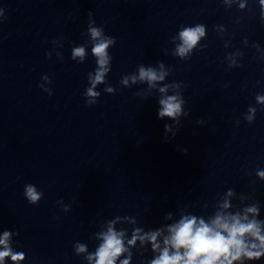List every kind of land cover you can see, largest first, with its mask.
<instances>
[{"label": "water", "instance_id": "obj_1", "mask_svg": "<svg viewBox=\"0 0 264 264\" xmlns=\"http://www.w3.org/2000/svg\"><path fill=\"white\" fill-rule=\"evenodd\" d=\"M238 3L0 0V231L19 233L13 247L26 254L23 264H86L72 245L83 242L94 251L99 222L128 215L145 230L154 229L172 222L162 220L165 213L172 212L175 221L185 206L187 213L210 216L218 195L230 188L258 201V219H264V181L255 176L264 170V111L255 105V95L264 94V24L253 0L244 9ZM89 11L116 39L106 79L117 91L107 94L99 85L97 104L86 107L82 94L95 59L90 46L83 63L70 57L71 47L87 42L81 33ZM197 23L206 26L200 43L207 47L181 61L172 55L179 43L172 37L182 25ZM238 49L242 66L228 70L225 54ZM157 61L172 68L166 82L183 83L189 112L167 142L164 124L172 121L157 118V93L145 100L134 93L146 84H119L139 64ZM250 105L258 109L251 124L243 119ZM29 183L43 192L38 205L23 195ZM58 200L71 210L61 211ZM132 251L131 264L152 256ZM254 264H264V258Z\"/></svg>", "mask_w": 264, "mask_h": 264}, {"label": "clouds", "instance_id": "obj_2", "mask_svg": "<svg viewBox=\"0 0 264 264\" xmlns=\"http://www.w3.org/2000/svg\"><path fill=\"white\" fill-rule=\"evenodd\" d=\"M234 2L236 0H224L228 7ZM253 2L258 6L259 19L264 24V0ZM247 4L248 0H239L238 7L244 9ZM87 16L86 31L81 33L82 36H87V42L71 47L70 58L77 63H83L89 55L86 49L90 46L96 67L87 73L88 86L82 94L85 106L90 107L96 105L100 98L101 93L97 91L99 85H104V93L115 94L117 91L106 79L112 63L109 49L115 46L116 39L106 35L102 25H96L91 11ZM202 39H206L204 24L182 25L178 36L172 37L173 42L179 41L172 55L181 61H188L194 51H201L207 47L206 44L200 43ZM242 43L248 46L247 39ZM252 47L258 51L261 49L259 43L255 41ZM164 51L168 54L166 49ZM45 56L51 59L50 52ZM57 56L63 59L62 53H57ZM237 56L242 61L244 53L238 49L234 53L225 54L228 70L242 66L237 62ZM171 73V66L166 67L163 62L157 61L156 66L139 64L134 72L122 75L119 80V84L124 88L146 84V88L134 93L142 99L146 100L153 92L157 93V118L172 121L171 124H164L165 142L174 138L183 127L181 118L189 116V112L185 110L187 102L182 95L183 83L166 82ZM41 79L48 84L52 82L48 75H43ZM38 87L49 96L52 95L50 88L44 87L41 83ZM255 105H259L260 110L264 111V94L255 95ZM257 110L256 106L250 105L243 119L249 124L253 123ZM196 123L203 126L205 121L198 119ZM235 123L238 127L239 121ZM176 147L183 154L188 153L187 148H181L179 145ZM255 176L257 180L264 181V170L257 169ZM23 195L30 205H38L43 198V192L31 183L24 186ZM233 200H238L239 205L243 206L231 203ZM55 203L61 205L63 212L71 210V206L64 204L63 200ZM187 207L179 211V217L175 221L172 212L165 213L162 220L172 222L161 223L154 229L145 230L143 226L138 225L136 217L128 215H117L103 220L98 224V231L92 234V239L97 242L94 251H89L86 243L77 241L72 245L74 254L82 257L86 264H131L133 249H136V254L140 256L146 251L152 254L150 259H141L140 264H254L264 258V219H258L261 205L250 195L243 193L237 195L234 189H228L223 195H218L212 205L214 211L210 216L187 213ZM208 207L206 203L204 209ZM18 234L8 229L0 231V264H23L26 260V254L16 251L13 247V237Z\"/></svg>", "mask_w": 264, "mask_h": 264}]
</instances>
